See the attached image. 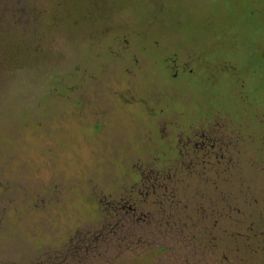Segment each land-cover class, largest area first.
Segmentation results:
<instances>
[{"label":"rangeland","instance_id":"374dc122","mask_svg":"<svg viewBox=\"0 0 264 264\" xmlns=\"http://www.w3.org/2000/svg\"><path fill=\"white\" fill-rule=\"evenodd\" d=\"M186 55L203 82L172 77L164 59ZM205 107L264 122V0H0V264H264L256 154L219 185L217 217L185 193L189 233L147 234L148 246L106 232L74 248L142 146L163 150V119Z\"/></svg>","mask_w":264,"mask_h":264},{"label":"flooded vegetation","instance_id":"af4514ba","mask_svg":"<svg viewBox=\"0 0 264 264\" xmlns=\"http://www.w3.org/2000/svg\"><path fill=\"white\" fill-rule=\"evenodd\" d=\"M176 59H164L172 77H176L181 70H187L195 76L194 79L203 82L196 77L198 73L194 74L189 69L193 56ZM132 60L136 61L135 56ZM202 70L206 73V80H213V83L217 80L216 72L209 71L205 65ZM242 88L240 83L237 87L240 99ZM244 105L249 107L247 102ZM246 106L244 112L248 111ZM198 109L197 114L181 115L178 120L163 119L165 127H172L159 136L164 143L163 150L158 151L153 145L142 146L139 154L144 157H137V161L130 165L131 182L120 181L121 184L113 189L114 194L109 192L101 199L104 200L103 225L92 234L93 238L87 232L78 234L74 248H94L97 242H105L106 232L113 234L120 243L130 239L132 244L148 246L152 242L144 239L147 234L189 233L193 215L187 212L179 214L178 207L185 210L189 206L185 193L193 186L197 197L196 213L204 219L215 218L218 216L215 193L219 185L235 181V170L242 168L248 174L252 172L249 154L257 155V162H263L258 169L264 171V122L259 118L257 109L253 108L251 117L239 111L233 116L221 115L215 107ZM213 228H201L202 233L212 235L211 245ZM248 229L250 226L245 228L246 232H250ZM231 230L230 233H233L234 228Z\"/></svg>","mask_w":264,"mask_h":264}]
</instances>
